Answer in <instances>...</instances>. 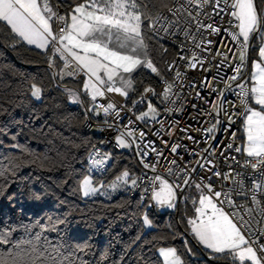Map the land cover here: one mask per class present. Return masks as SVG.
I'll return each mask as SVG.
<instances>
[{"label": "snow or ice", "instance_id": "snow-or-ice-1", "mask_svg": "<svg viewBox=\"0 0 264 264\" xmlns=\"http://www.w3.org/2000/svg\"><path fill=\"white\" fill-rule=\"evenodd\" d=\"M221 3L224 7H221ZM210 4L213 5L215 15L221 16L219 25L205 24L201 19L205 6ZM62 6L65 8L63 13L60 11ZM193 9L196 10L195 13ZM223 12H227L231 19L225 21L221 15ZM205 16L211 19L210 15ZM0 21L5 22L10 32L14 34L13 40L18 38L19 41L35 45L38 49H50L52 56L49 57V67L55 66L57 58L63 62L64 68L57 74L61 78L83 75L80 92L62 89L70 103L84 107L86 118L90 114L99 116L103 113L104 117L112 116L117 122L127 119L123 129H120L117 123H109L107 119L104 123L109 128L115 127L119 132L115 137L116 146L135 148L139 163L152 173H156L161 158L168 157L154 146V141L144 142L146 133L139 131L137 134V129L133 125L136 121L145 124L151 121L160 123L163 127L164 121L158 119L161 113L152 99L148 98L149 93L160 103H175L172 99L176 95L173 88L184 74L179 70L176 60L169 62L166 59L169 48L164 41L175 44L182 35L185 41H192L194 48L212 53L211 46L217 44L215 40H209L207 37L197 40V34L202 35L201 29H204L208 31V35L221 36L220 46L232 52L221 35L223 29V32H227L231 37V41L238 45V55L233 53V56L239 63L233 68V74L227 77V80L233 83L241 79L242 69L248 61L249 49L255 48L258 58L252 61L251 86L236 84L240 89L236 95L244 109V143L235 145V133L229 135L236 117L226 108L228 101L225 92L232 90V83H226L225 89L218 92L219 103L213 105L216 112L215 123L203 129L207 137L204 143L207 146L200 151L184 146L185 152L190 156H199L201 159H197L195 165L185 162L182 167L175 170L169 167L167 172L173 177L171 181L159 174L148 179L150 187H146L144 192L150 191L153 203L147 205L136 234L123 242L119 257L113 259L111 264H157L150 255L151 250L145 249V245L152 242L146 231L155 227L148 209L153 204L157 209H176L181 200L188 201L186 188L192 187L193 184L199 196L198 199L193 198L191 201L194 206V218H189L187 224L191 226L192 237L209 252V258L213 260L227 258L231 264H264V0H72L71 4H68L67 0H0ZM233 21L236 22L235 31L230 27H223L224 24L231 26ZM193 24L195 31H192ZM177 47L178 59L186 60L183 54L184 42L181 41ZM187 51H191L192 56L187 59L186 67L196 69L197 64L203 67L205 61L200 59L199 54L193 49ZM215 56L222 57L216 64L217 76L211 80L205 77L201 81L202 87H208L212 80L217 78L224 79L223 76H219V72L228 61V56L220 51V47H216ZM161 63L165 66L163 70L160 67ZM229 67L232 65L229 64ZM138 69H147L159 77L165 87L162 93H157L152 87H146L139 98L133 100L129 112H133L137 105L146 104V110L139 114L133 112L135 115L133 121L129 117H121L124 105L118 108L111 101L106 104L98 101L109 93H116L127 99L129 93L135 91L132 74ZM165 72H174L172 82L165 79ZM0 87L10 88L3 80H0ZM196 87L197 85L192 83L191 88ZM212 91L217 90L213 88ZM30 94L32 98L40 101L43 87L31 83ZM82 95L89 100L86 107ZM196 96L203 99L199 91L196 92ZM249 97L259 106L258 108L249 106ZM193 108H196L195 104ZM3 111L4 109L0 107V113ZM165 111L171 115L173 109L168 107ZM199 115L198 110L197 118ZM181 131L187 132V129ZM217 133L222 134L220 140L216 139ZM0 135H10L13 143L8 147L19 153V155L13 153L8 167L4 166L5 157H0V197H3L22 167L35 163L44 165L49 157L47 154L43 156L36 154L28 146L19 143L18 134H10L7 125L0 126ZM187 138L196 145L200 143L191 135ZM62 143L71 146L72 142L67 139ZM164 144L170 147V153L173 155L178 154V149L182 147L178 143L169 146L167 141H164ZM150 153H155V160L149 159ZM236 154H240L244 159L242 161L237 159ZM57 155H62L59 149ZM111 159L110 153L101 152L93 146V151L88 153L86 174H81L82 179L77 180L76 184L69 188L68 196H78L81 201H93L97 196L111 200L113 193L131 192L138 188L146 173L136 176L125 169L111 182H106L102 175L94 180L93 171L104 173L110 167ZM219 160H223L227 171H220L217 166ZM176 163V159L169 160L170 165ZM233 165H238L241 170L237 171ZM196 166L208 174L201 176L199 182L192 178V174L197 171ZM75 171L69 167L62 183L67 184ZM214 178L221 181L219 186L214 184ZM246 178L251 179L250 186L246 184ZM226 184L231 186L225 189ZM46 195L47 190L43 193L33 192L32 198L41 201ZM233 196L250 199L252 206L249 207L247 203L237 205ZM56 199L57 204L51 212H45L35 219L30 216L27 223L12 224L6 221L0 226V264H91L86 257L92 254L94 247L90 243L92 238L75 241L67 236V232L69 226L73 224L71 217L75 212L82 216L88 215L90 220L102 217L95 215L92 209L80 208L78 203L68 198ZM225 204L236 210L231 213L225 212ZM115 206L124 205L120 203ZM61 208L66 210L61 211ZM240 209H243V214ZM88 227L95 225L89 223ZM17 232L21 235L14 238ZM50 233L56 234V237L51 238ZM183 235L176 231L172 232L173 238L183 239ZM183 246L187 253L195 255L187 239H184ZM158 253L159 257L163 258V264H187L183 254L174 246L160 247ZM111 255L110 246L105 247L96 264H107Z\"/></svg>", "mask_w": 264, "mask_h": 264}, {"label": "trees", "instance_id": "trees-1", "mask_svg": "<svg viewBox=\"0 0 264 264\" xmlns=\"http://www.w3.org/2000/svg\"><path fill=\"white\" fill-rule=\"evenodd\" d=\"M67 3L71 4L72 0H67ZM63 10L65 11L64 7ZM13 35L6 23L0 21V80L10 86L9 89L0 87V107L4 109L0 113V126L7 125L10 134H18L19 143L28 146L34 150V153L41 156L47 154L49 160L44 165L26 164L19 170L15 181L7 187L5 195L0 197V226H3L6 221L12 224L27 223L30 216L35 219L45 212L53 211L54 205L57 204V197L68 198L78 203L82 209H92L95 215L102 219L90 220L88 215L82 216L79 212H75L71 217L73 224L69 226L67 236L75 241L92 238L90 241L94 246L92 254L86 257L91 264H96L101 251L110 246L112 255L107 264H111L113 259L119 257L123 242L136 234L141 223L140 218L149 204L148 198L143 197L141 201V197L130 196L127 192H120L111 200L97 196L93 201H81L78 196H68L69 188L74 186L77 180L82 179L81 174H86V169L80 167L82 159L91 146L99 142L96 135L87 132L83 127L84 107L70 103L67 94L62 90L73 88L80 92L83 77L80 79L55 78L48 64L49 57L52 56L51 50L40 51L19 41L18 38L13 40ZM165 45L169 48L166 57L169 60L173 57L175 49L167 43ZM248 57L249 59L257 57L255 48L249 49ZM153 58H156L155 53ZM61 62L57 58L55 66H59ZM160 67L163 70L165 66L161 63ZM132 75L135 80V91L130 92L126 99L130 107L133 100L138 99L146 87L157 86V80L147 69H138ZM243 81L242 79L237 82ZM31 83H37L43 87V96L40 101L31 97ZM81 98L86 107L89 103L88 98L84 95ZM144 107L145 105H137L134 112L139 114ZM20 121L22 123H18ZM67 139L71 140V146L62 143ZM12 143L10 135H0V157H5V167H8L11 162L14 152L19 155L16 150L8 147ZM57 149L62 155H57ZM105 152L112 156L109 161L110 167L102 174L93 171L94 180L102 175L106 182H111L125 169L134 175L140 171L141 165L135 153L112 148L106 149ZM69 167L76 171L73 178L69 179L67 184H63L62 181ZM45 190L48 195L43 200L36 201L32 198L33 192L43 193ZM186 194L190 199L191 191L187 188ZM189 199L181 200L174 210L156 207L148 209L155 227L146 231V235L152 242L145 245V249L151 250L150 255L157 264H163L157 248L168 246L176 247L183 254L187 264H231L227 258L209 260V252L202 248L188 232L186 218L194 215ZM120 203L124 206H115ZM118 213L119 217H117ZM89 223H93L95 227H88ZM169 225L172 227L170 228ZM173 231L183 233V239L173 238ZM118 234L119 239H117ZM19 235L21 233H15L14 238ZM49 236L55 238L56 234L50 233ZM184 239L189 241V246L195 255L187 253L184 249Z\"/></svg>", "mask_w": 264, "mask_h": 264}, {"label": "built area", "instance_id": "built-area-1", "mask_svg": "<svg viewBox=\"0 0 264 264\" xmlns=\"http://www.w3.org/2000/svg\"><path fill=\"white\" fill-rule=\"evenodd\" d=\"M221 7H224L223 3H221ZM60 11L63 13V7H61ZM195 9H193V12L195 13ZM205 14H208L211 16V19H208ZM221 15L224 17V20L227 21L228 19H231L227 15V12L221 13ZM201 19H203L205 24L208 23H216L220 24L221 22V16L215 15V11L213 9V5H207L205 6L203 13L201 14ZM235 21H233V24L231 26L224 24L223 27H230L232 31H235ZM55 30V26H54ZM192 31H195V24L192 25ZM201 33L197 34V40H201L204 37H207L209 40H215L217 44L215 46H211L213 48L212 53L203 52L201 49L194 48V45L191 40H184V37L180 35L178 39L176 40V43L173 44L170 41H164V43H167L171 45L175 49V53L173 57H171L168 61L171 62L173 60H176L177 65L179 66V70L184 74L181 81H178L176 83V86L173 88L174 95L172 99H174V104L169 103H160L159 100L156 97H152L151 93L148 94V98H151L152 101L157 106L158 110L160 111L161 115L158 118L159 120L164 121L163 127L160 123H155L149 121L147 124L141 121H136L133 127L137 129V134L139 131H144L146 133V139L144 142H147V140H151L155 142V147L158 150H161L164 152V155L168 157V159L161 158L160 163L157 165L156 173H152L150 170H146L143 168L142 164L140 171L137 173L136 176H142L146 173L145 179L141 182L140 186L136 188L135 190L131 192H127L130 196H143L145 198H148L149 204H152L153 202L150 199L151 193L150 191L148 193L144 192V189L146 187H150L148 184V179L152 177L155 174H159L165 179H168L171 181L173 179L172 176H169V173L167 172V169L169 167L173 168L175 170L177 167H182L185 162H191L192 165H195V161L197 159H201L199 156H190L187 152H185L184 146H187L188 149H196L197 151H200L201 149L205 148L207 145L204 143V140L207 138L203 132V129L210 127L212 124L215 123L216 118V112L213 109L214 104L219 103L218 98V92L219 90L225 89L226 83H232V90L225 92V98L228 101L226 108L229 113L235 114V123L231 126V132L229 135H231L232 132L235 133V145H240L239 143V130L241 121L243 120V105L240 102V98L236 95L240 91L239 88L236 87V84H246L249 86L247 82H231L227 80L228 76H231L233 74V68L237 63H239L238 59L234 58L233 53H237L238 45L231 41V37L228 35L227 32H223L221 35L225 38L226 42L228 43L229 47L232 49V52H229L227 48H224L220 46L221 36H211L208 35V31L201 29ZM183 41L185 44V53H183L186 56V60H179L177 57V54L179 52V48L177 45ZM204 47V45H202ZM216 47H220V51L222 53L227 54L228 61L222 66L219 72V76H223L224 79L221 80L217 78L216 80H212V82L209 84L208 87H202L201 81L204 80L205 77H208L209 80H211L212 77L217 76V68L216 64L222 59L220 56H215V49ZM187 49H193V51L197 52L199 54L200 59H203L204 65L201 67V65L197 64L196 69H191L186 67L187 59H190L192 56L191 51H187ZM238 55V53H237ZM215 56V58H213ZM229 64L232 65V67H229ZM64 68L63 62L60 64V66H54L51 69L53 76L58 79H64L68 76H64L61 78L57 74L60 73ZM204 69H209L208 71H205ZM173 75L174 72H165L164 76L165 79H167L169 82L173 81ZM155 79L157 80V86L152 87L155 89L157 93H162L165 85L161 82L160 78L155 76ZM84 77L83 75H79L76 77H71L74 79H80ZM192 83H195L197 85L196 89L191 88ZM250 87V86H249ZM215 88L217 91H212V89ZM199 91L200 96L203 97V99H199L196 96V92ZM144 90L142 91V93ZM113 102L117 105L119 108L121 105H124V110L121 111V117H129L133 121H135V115H133V112H129L128 109L131 108L127 102L126 98L120 96L116 93H109L106 94L104 98L99 99V103L106 104L107 102ZM248 103L250 104V97L248 100ZM196 105V108H193V105ZM171 107L173 109L171 115H169L165 108ZM179 109V110H177ZM198 110H199V117L198 116ZM206 113H211V115H207ZM137 114V113H136ZM226 120V118L222 117ZM107 119L109 123H117L120 129H123L124 125L127 124V119H121L120 121H115V118L112 116L104 117L103 113L99 116H93L89 115L87 118L84 114V121H83V127L84 129L96 135L99 138V142L92 145L91 148L88 150V152L85 154L84 158L82 159L80 163V167L82 169H87L88 162L87 157L88 153L93 151V146L96 149H99L101 152H105L106 149L112 148L119 150L116 146L115 137L119 134L117 129L115 127L109 128L108 125L104 123V120ZM103 128L104 130L101 131L100 129ZM181 129H187V132L181 131ZM159 133V135H157ZM188 135H191L196 140H199L200 143L198 145L194 144L192 140H189L187 138ZM221 133H217V140L221 139ZM164 141L168 142V145H172L174 143L180 144L182 147L178 149V154H171L170 153V147H166L164 144ZM227 142V141H226ZM212 143H215V141H212ZM130 152L135 153V148H132L129 150ZM136 155V154H135ZM237 159L243 160L244 157L240 154H236ZM137 160L139 162V157L136 155ZM182 157V159H181ZM150 160H155V153H150L149 155ZM176 159L177 163L176 165H170L169 160ZM203 162V161H201ZM217 166L219 167L221 172L227 171V166L223 163V160H219L217 162ZM197 167L196 173L192 174V178L196 181H200L201 176L208 175L204 171H202L199 166ZM237 169V171H240L238 165H233ZM251 171L250 169L248 170ZM214 184L217 186L220 185L221 181L214 178L213 180ZM246 184L248 186L251 185V179L246 178ZM194 186V184L192 185ZM230 184L225 185V189L227 187H230ZM120 192L113 193L112 198L116 197ZM102 197V196H101ZM105 198V197H104ZM223 199V197H221ZM233 199L235 200L237 205L245 204L247 203L249 207H251L250 199H247L243 196H233ZM152 208H155L154 204ZM236 209L230 208L227 204L224 205V211L231 213L235 211ZM241 214H243V209H240ZM247 218V217H246Z\"/></svg>", "mask_w": 264, "mask_h": 264}, {"label": "crops", "instance_id": "crops-1", "mask_svg": "<svg viewBox=\"0 0 264 264\" xmlns=\"http://www.w3.org/2000/svg\"><path fill=\"white\" fill-rule=\"evenodd\" d=\"M29 46L36 48L35 45H29ZM36 49H38V48H36ZM38 50H40V51H47V50H42V49H38ZM257 58L258 57L253 58V59H249V57H248V61H247V64L245 66L246 68L244 67L245 69L244 68L242 69L241 79H239V80H242L243 79L244 81H246L249 84V86H251V83H252V81L250 79L251 73L253 71L252 66H251L252 65V61L254 59H257ZM249 106L257 107V108L259 107V106L255 105V102H254V100L251 99V97H250V104H249ZM243 121H244V118L241 121L240 130H239V143H240V145H242L244 143V140H245Z\"/></svg>", "mask_w": 264, "mask_h": 264}, {"label": "rangeland", "instance_id": "rangeland-1", "mask_svg": "<svg viewBox=\"0 0 264 264\" xmlns=\"http://www.w3.org/2000/svg\"><path fill=\"white\" fill-rule=\"evenodd\" d=\"M62 63V62H61ZM60 63V64H61ZM60 66V65H59ZM246 68V67H245ZM244 68V69H245ZM83 80H84V78H83ZM83 80H82V85H83ZM68 89H71V90H74V91H77L76 89H73V88H68ZM81 89H82V86H81ZM78 92V91H77ZM153 102V101H152ZM153 104L155 105V103L153 102ZM156 106V105H155ZM144 110H146V104H145V107H144V109L142 110V111H144ZM141 111V112H142ZM121 150H124V151H129L130 149L129 148H120ZM187 190H189V191H191V194H190V196H191V198L189 199V203H190V206L191 207H193V209H194V206H193V204H192V199L193 198H195V199H198V196H199V193L196 191V189H195V186H192V187H187ZM193 193L195 194V195H193ZM189 218H194V215L193 216H191V217H187L186 218V228H187V230H188V232L191 234V232H190V225H188L187 224V220L189 219ZM197 242V241H196ZM201 246V245H200ZM168 247H170V246H168ZM202 247V246H201ZM160 248V247H159ZM159 248H157V252H158V249ZM203 248V247H202ZM159 254V253H158ZM161 259L163 260V258L161 257Z\"/></svg>", "mask_w": 264, "mask_h": 264}, {"label": "water", "instance_id": "water-1", "mask_svg": "<svg viewBox=\"0 0 264 264\" xmlns=\"http://www.w3.org/2000/svg\"><path fill=\"white\" fill-rule=\"evenodd\" d=\"M209 260L213 261L212 259H209ZM215 262L221 263L222 261H215Z\"/></svg>", "mask_w": 264, "mask_h": 264}]
</instances>
